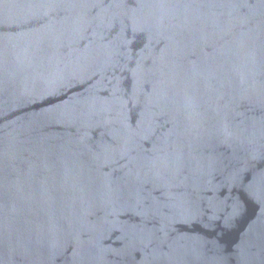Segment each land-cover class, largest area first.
<instances>
[{"label": "water", "instance_id": "obj_1", "mask_svg": "<svg viewBox=\"0 0 264 264\" xmlns=\"http://www.w3.org/2000/svg\"><path fill=\"white\" fill-rule=\"evenodd\" d=\"M0 264H264V0H0Z\"/></svg>", "mask_w": 264, "mask_h": 264}]
</instances>
